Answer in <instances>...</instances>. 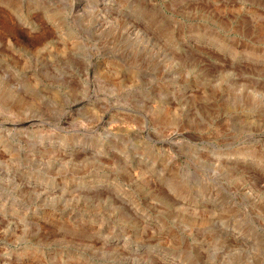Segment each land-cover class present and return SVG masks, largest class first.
Returning a JSON list of instances; mask_svg holds the SVG:
<instances>
[{
	"label": "rangeland",
	"instance_id": "374dc122",
	"mask_svg": "<svg viewBox=\"0 0 264 264\" xmlns=\"http://www.w3.org/2000/svg\"><path fill=\"white\" fill-rule=\"evenodd\" d=\"M0 264H264V0H0Z\"/></svg>",
	"mask_w": 264,
	"mask_h": 264
}]
</instances>
